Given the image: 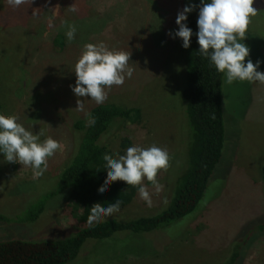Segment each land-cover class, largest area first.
<instances>
[{"label":"rangeland","instance_id":"obj_1","mask_svg":"<svg viewBox=\"0 0 264 264\" xmlns=\"http://www.w3.org/2000/svg\"><path fill=\"white\" fill-rule=\"evenodd\" d=\"M74 3L78 11L70 12ZM178 4L179 0H33L13 9L0 0V114L15 115L26 130L43 131L41 140L51 137L62 145L38 178L31 168L0 156V215L9 220L0 223V242L56 240L78 228L63 195L48 201L37 222H25L24 217L30 206L54 190L72 159L71 121L97 105L76 97L69 87L75 86L74 65L88 43L103 42L109 49L130 52V63L138 68L122 86H113L102 104L139 108L140 122L113 126L101 144L114 158L126 154L128 147L153 144L171 158L168 170L157 178L163 185L159 194L144 181L151 207L138 195L109 218L155 216L168 207L187 164L181 39L174 37L182 11ZM253 7L258 13L242 41L250 49L245 63L260 61L257 71L264 73V0H254ZM47 11L53 16L43 19ZM62 21L76 26L71 43ZM61 33L65 45L60 47L53 39ZM77 99L84 101V112L75 111ZM223 110L222 158L196 210L146 234L89 240L70 264H221L234 250L243 253L241 264H264V235L254 232L264 221V85H228L224 76Z\"/></svg>","mask_w":264,"mask_h":264},{"label":"trees","instance_id":"obj_2","mask_svg":"<svg viewBox=\"0 0 264 264\" xmlns=\"http://www.w3.org/2000/svg\"><path fill=\"white\" fill-rule=\"evenodd\" d=\"M180 5L181 10L189 5L196 6L187 14L185 21L193 33L190 46L184 49L182 40L180 46V61L184 70V85L180 98L187 130V164L185 163L186 167L184 166L176 182L168 207L155 216H139L127 220L109 218L102 223L88 226L86 221L93 204L101 203L107 207L109 203L119 200L120 209H123L138 196L137 187L127 186L125 182L120 181L110 184L103 194L98 193L97 190L103 185L107 176L103 156L106 154L113 156L112 152L101 144L102 138L117 124L125 122L139 124L141 111L139 108L97 104L88 110V113L95 117L94 125L87 123L86 116L71 121L70 126L75 131L72 159L59 174L54 190L30 206L24 217L25 222H37L45 211L48 201L57 195H63L69 202V214L76 220L78 228L56 240L2 241L0 264H70L76 260L82 247L89 240L110 239L119 233L146 234L176 222L196 210L222 158L225 142L224 75L210 66L208 58L198 54L196 22L200 0H179L178 6ZM46 15L53 16L47 11L41 17L44 19ZM63 39V33L57 34L53 43L61 47L65 45ZM124 144H128V141L125 140ZM0 156L4 158L2 154ZM160 173L161 171L157 178ZM261 179L264 184V165L261 166ZM147 184L151 185L148 182ZM8 221L6 217L0 215V223H8ZM255 231L261 237L264 235V221L254 229ZM242 256L243 253L234 250L232 255L221 264H241Z\"/></svg>","mask_w":264,"mask_h":264},{"label":"clouds","instance_id":"obj_3","mask_svg":"<svg viewBox=\"0 0 264 264\" xmlns=\"http://www.w3.org/2000/svg\"><path fill=\"white\" fill-rule=\"evenodd\" d=\"M5 2L9 7L16 9L21 5L31 4L33 0ZM253 3L254 0H200L196 22L198 54L209 59L210 66L225 76V83L228 85L235 81L259 82L264 85V73L257 71L260 61L254 64L248 59L245 63L250 49L242 42L246 38L251 18L258 13ZM195 7H184L176 17L178 31L174 33V37L183 41L184 49L190 46V38L193 35L185 21L187 14ZM68 10L77 12L78 8L74 3ZM33 14H36L35 11ZM61 27L66 29L65 35L71 43L77 30L76 26L62 21ZM130 55V52L109 49L103 42L85 44L74 65L76 79L75 86H69L71 91L76 97L90 98L98 105L104 103L113 86H122L125 80L130 79L134 71L138 70L135 63H130ZM133 64L135 68L131 66ZM75 111L84 112V101L76 100ZM85 116L89 125L95 124V117L91 113H86ZM17 119L15 115L0 114V154L8 163H18L31 168L34 177L38 178L47 170L48 158L55 155L62 145L51 137L41 140L43 131L33 134L18 123ZM117 157L113 158L107 154L103 156L107 176L103 185L98 188V193H105L113 182L123 181L127 186L137 187L140 199L151 207V194L144 181L150 183L157 194L162 191L163 185L158 182L157 176L160 171H167L170 167L171 158L167 150L154 144L146 148L131 146L126 149V154H117ZM120 206L119 200L109 203L107 207L101 203L93 204L86 221L88 226L104 222L119 212Z\"/></svg>","mask_w":264,"mask_h":264}]
</instances>
